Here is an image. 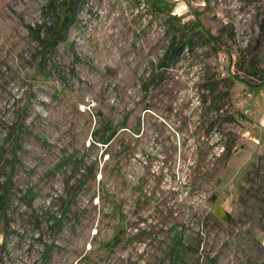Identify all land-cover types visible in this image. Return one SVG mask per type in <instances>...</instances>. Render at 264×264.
<instances>
[{"label":"rangeland","instance_id":"rangeland-1","mask_svg":"<svg viewBox=\"0 0 264 264\" xmlns=\"http://www.w3.org/2000/svg\"><path fill=\"white\" fill-rule=\"evenodd\" d=\"M63 1L0 0V264H264V0H77L44 54Z\"/></svg>","mask_w":264,"mask_h":264},{"label":"trees","instance_id":"trees-1","mask_svg":"<svg viewBox=\"0 0 264 264\" xmlns=\"http://www.w3.org/2000/svg\"><path fill=\"white\" fill-rule=\"evenodd\" d=\"M77 0H64L63 5H54L53 12V25L49 27V32H47V38L44 40L45 44L43 46V53L49 52L52 46H54L58 41H63L65 39L66 32L71 24L75 22V17L79 11V6H77ZM261 33L264 39V28L262 25ZM207 39H209L207 37ZM43 41V42H44ZM214 45V44H213ZM188 47V42H179L178 52L183 51L184 48ZM244 71L243 69H241ZM246 74L255 76L259 80L258 84L264 82L263 70L257 68V62L249 63V68ZM247 82V81H246ZM102 131V132H101ZM92 138V143L100 142L107 144L116 134V130L111 125L107 126L105 129L98 128L94 132Z\"/></svg>","mask_w":264,"mask_h":264},{"label":"crops","instance_id":"crops-1","mask_svg":"<svg viewBox=\"0 0 264 264\" xmlns=\"http://www.w3.org/2000/svg\"><path fill=\"white\" fill-rule=\"evenodd\" d=\"M262 123L264 124V119H263Z\"/></svg>","mask_w":264,"mask_h":264}]
</instances>
